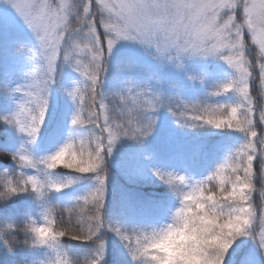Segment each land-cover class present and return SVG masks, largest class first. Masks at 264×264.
I'll return each mask as SVG.
<instances>
[{
  "label": "snow or ice",
  "instance_id": "snow-or-ice-1",
  "mask_svg": "<svg viewBox=\"0 0 264 264\" xmlns=\"http://www.w3.org/2000/svg\"><path fill=\"white\" fill-rule=\"evenodd\" d=\"M0 3L10 7L22 19L32 34V47L43 48L48 53L45 57L48 61L47 79L42 81L33 74L32 85L23 93L21 101L13 110L0 115V121L20 134L19 146L8 153L16 162V171L12 174L7 170L0 171V198L32 197L39 202L44 226L53 233L57 224L53 213L57 208L63 209L68 213L66 229L71 228V231L61 230L56 235L81 241L87 232L89 239L84 242L92 244L101 232L111 231L127 245L132 244L137 240L133 232L125 235L108 218L109 172L104 165L123 139L143 143L150 137L158 125V114L166 110L181 129H230L247 139L244 151L228 149L223 159L199 178L187 169L184 171L185 181L196 185L185 193L188 198L186 210L197 218L207 216L213 221L212 228L218 231L232 226L237 217L226 214L222 208L218 215H208L206 201L214 202L216 194L205 192L203 184L206 180L222 182L225 170L231 168L236 173V183L224 193V199L235 196L237 190L251 187L248 183H241L244 177L239 172L242 170L246 175H252L257 159L264 155V111H258L256 103L250 101L248 116L242 119L238 108L231 105L176 102L178 98L165 96L147 84L136 82L127 74L135 70L136 58L123 53L117 56L116 51L122 43L138 46L153 61L162 64L178 58L186 49H191L193 54L203 51L209 56L216 55L226 46L223 31L226 10L220 7L217 11L223 0H119L118 12L109 0H85L83 4L67 8L62 0H0ZM112 15L118 16L119 20L113 23ZM73 21L77 31L70 36L65 26L73 25ZM0 24L8 28L12 26V22L4 17H0ZM77 38L87 41L84 45L90 54L87 62H82L77 53L69 51L70 40ZM257 38L264 43V34ZM224 59L238 70L242 68L238 58L229 55ZM113 63L116 70L112 78L119 83L109 90L105 83ZM65 68L78 74V78L72 81V86L63 88L72 103L64 121V137L52 150L38 155L36 149L49 116L52 88L59 83ZM188 78L193 83L197 79ZM205 80L206 73H202L199 83L204 84ZM214 87L215 91L210 95L220 96L229 93L234 84L226 82ZM254 90L249 84L238 91L248 97ZM11 91L19 93L20 89ZM108 97H112L111 102H106ZM86 130H91L88 135L83 134ZM221 150L222 145L201 143L194 156L207 159ZM253 151L257 155H253ZM65 156L72 159L66 161ZM239 156L243 159L237 158ZM61 168L76 175H61L57 172ZM150 172L167 186L170 195L175 191V182L180 176L177 169L152 168ZM93 178L95 183L83 194L63 204L53 202L55 194L64 192L77 181ZM171 207L162 206L165 215ZM244 224L252 229L249 239L260 253L258 250H264V213L257 212L251 221L245 218ZM240 231L242 226L237 228L236 234ZM218 240L219 237H208L205 244L215 252L205 250L201 259L207 264H233L230 254L234 257L240 251L239 242L244 239H233L223 256L220 254L222 246L216 243ZM91 254L93 261L97 255L106 256V244L102 243ZM239 264H258L257 256L252 252L245 253Z\"/></svg>",
  "mask_w": 264,
  "mask_h": 264
},
{
  "label": "clouds",
  "instance_id": "clouds-1",
  "mask_svg": "<svg viewBox=\"0 0 264 264\" xmlns=\"http://www.w3.org/2000/svg\"><path fill=\"white\" fill-rule=\"evenodd\" d=\"M62 2L67 8L69 5L83 4L85 0H62ZM109 3L113 9L119 11V0H109ZM220 7L226 10V23L223 29L226 46L212 56L206 55L203 51L193 54L191 49H186L178 58L170 59L168 63L177 70H186L197 59L212 58L224 61L229 66L230 73L223 83L234 84L229 92L234 97V102L224 105L238 108V115L243 119L248 116L250 101L256 103L258 111H264V43L257 38L260 34H264V0H223L217 11ZM110 19L115 23L119 17L112 15ZM65 31H69L71 36L77 31V26H65ZM246 35L249 39H245ZM86 43L87 41L77 38L75 41L70 40L68 45L69 51L77 53L82 62L90 59L89 51L84 47ZM15 52L25 59L28 66L15 77L0 81V93L8 96L16 106L23 98V93L32 85L33 74L42 81L47 79L48 61L45 57L48 53L43 48L37 50L31 44L23 42L16 46ZM229 55L238 58V63L242 65L240 70L224 59ZM202 73L203 70L192 72L188 74V77H196L195 82H199ZM189 81L193 82L190 79ZM249 84L256 90L255 99L252 93L245 97L238 91ZM13 88L20 89V92L13 93L11 91ZM81 89H83L82 84ZM227 111L226 108L225 113ZM189 123L193 122L189 121ZM90 131L86 130L83 134L88 135ZM240 136L241 140L234 151H244L246 148L248 141L243 134ZM252 154L257 155L255 151ZM237 158L243 159V156ZM64 159L70 161L72 157L65 156ZM104 167L109 172L108 160ZM177 170L180 176L176 179L175 191L171 193L175 203L163 219L131 227L114 223L116 227L123 230L125 235L133 232L137 237V240L130 245H127L114 232L104 231L92 244H89V247L77 254L71 244L74 240L69 236L55 234L61 230L71 231V228H61L56 224L55 233L49 232L44 226V217L37 201L36 209L33 211L38 214L39 219L33 215V211H29L24 213L20 221H17L12 211L4 212L0 209V242L9 252L26 249L37 253L31 264H106L104 254L97 255L93 261L91 253L94 249H99L102 243L107 244V237L103 233L108 232L118 238L130 258L129 264H207V261L201 259L204 251L215 252V249H209L205 244L208 237H219L216 243L222 246L221 256L233 239L250 240L252 229L244 224V219L248 218L251 221L257 212L264 213V155L257 159L252 175H246L242 170L239 172V175L244 177L241 183H248L251 187L246 190H237L233 197L223 198L224 193L231 190L236 183V173L231 168L225 170L222 182L218 183L214 180L204 182L203 190L216 194L214 202L206 201L208 215H218L222 208L226 214L237 217L232 226L223 231L212 228L213 221L207 216L197 218L186 210L188 198L185 193L191 191L196 185L194 182L190 184L185 181V170ZM92 180L95 183V179ZM11 199V197L0 198V206L7 205ZM41 217L43 223L40 222ZM240 226L242 231L236 234ZM209 228L211 231H208ZM87 239L89 237L85 232L81 241L84 242ZM258 251L261 256H264V250Z\"/></svg>",
  "mask_w": 264,
  "mask_h": 264
},
{
  "label": "trees",
  "instance_id": "trees-1",
  "mask_svg": "<svg viewBox=\"0 0 264 264\" xmlns=\"http://www.w3.org/2000/svg\"><path fill=\"white\" fill-rule=\"evenodd\" d=\"M73 21V27H76ZM102 32L103 30L100 29ZM248 39V37H245ZM31 44L29 37L18 35L6 36L0 24V81L15 77L23 68L27 67V62L23 57L15 52L19 43ZM125 56L135 57L137 60L135 70L127 73L136 82L147 84L157 91H161L165 96L178 98L182 95L187 102H201L207 104H229L234 102L231 93H224L220 96L210 95L215 91V85L223 83L229 76L230 70L224 66L210 65V77L204 83V87L197 88L196 85L186 86L161 82L154 72H152L151 58L143 57L132 52H119ZM148 60H146V59ZM116 65H110L109 76L106 79L105 87L111 90L114 84L112 78ZM78 78V74L69 68L62 72L59 83L53 85L50 96L49 116L42 130V136L37 146L38 155L46 154L59 144L64 137V121L66 115L72 109V103L63 91L65 86H71L72 81ZM254 99L256 90L252 92ZM112 97H108L111 102ZM118 103V101H116ZM15 107L8 96L0 93V115L7 114ZM239 133L230 129H209L206 127L195 129H181L174 121V118L166 110H161L158 114V125L154 133L144 140L143 143L123 139L108 157L109 180L107 190L106 210L111 223H119L127 226H138L151 222H158L163 219L165 213L162 206L167 204L173 206L175 201L171 198L166 185L160 183L152 176L150 169L161 168L164 170L180 169L189 171L197 178L205 173L207 169L214 167L217 162L223 159L228 149H234L240 142ZM20 143V134L14 129L0 121V171L7 170L10 174L17 169L15 162L8 153L14 152ZM201 143L209 146L222 145V150L214 153L210 158H199L194 156L195 149ZM68 169H58L61 175H76ZM93 180L82 179L75 182L62 193L53 196V202L63 204L68 199L81 195L92 184ZM37 202L28 195H21L12 198L7 205L0 206L4 212L12 211L17 221H20L25 212L36 209ZM33 215L39 219L36 212ZM57 220V225L61 228L68 226V213L57 208L53 213ZM43 223V218H40ZM75 224V217H73ZM107 237L106 244V264H129L130 258L125 253L118 238L112 233H103ZM67 242V241H66ZM77 254L89 247L88 242L71 241ZM240 251L230 260L233 264H239L245 253L252 252L257 256L258 264H264V257L255 250L251 240L244 239L239 242ZM35 252L26 249H16L9 252L0 242V264H31Z\"/></svg>",
  "mask_w": 264,
  "mask_h": 264
},
{
  "label": "rangeland",
  "instance_id": "rangeland-1",
  "mask_svg": "<svg viewBox=\"0 0 264 264\" xmlns=\"http://www.w3.org/2000/svg\"><path fill=\"white\" fill-rule=\"evenodd\" d=\"M0 17H4L7 20H10L12 22L11 28H8L6 25L1 24L3 33L10 37V35H18L20 37H29L31 40H33L32 34L30 33V30L27 29L26 25L23 23L22 19L18 17V15L10 8L4 6L2 3H0ZM246 37H248L246 35ZM249 39V37H248ZM117 54L119 52H125L130 51L137 55H142L143 57H148V55L138 46H132L127 43H122L121 45L117 46ZM146 59V58H144ZM146 59V60H148ZM149 61V60H148ZM152 61V72H154L156 75H158L159 80L162 82H166L169 84H173L177 87L178 84H184L186 86H193L196 85L197 88L204 87V84H201L199 82H191L188 79V74L192 72H198L203 70V73H206V80L207 76L211 75L210 73V65L214 64L216 66H224L226 68H229V66L222 60L219 59H212V58H206V59H197L192 64H190L186 70H177L175 69L171 64L169 63H158L156 61ZM205 80V81H206ZM179 101L183 100L187 103L186 97L180 96ZM259 115V112H257V117ZM203 159V158H201Z\"/></svg>",
  "mask_w": 264,
  "mask_h": 264
}]
</instances>
